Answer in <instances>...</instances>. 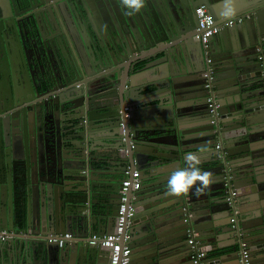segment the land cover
<instances>
[{
  "label": "water",
  "instance_id": "obj_1",
  "mask_svg": "<svg viewBox=\"0 0 264 264\" xmlns=\"http://www.w3.org/2000/svg\"><path fill=\"white\" fill-rule=\"evenodd\" d=\"M60 1L41 7L38 0H0V233L17 229L0 238V264L97 262L101 247L88 240L113 230L123 179L135 170L141 187L126 192L134 214L122 234L124 240L125 231L130 233V264H193L185 203L193 199L231 215L228 168L238 197L248 184L264 190V0L238 9L234 25L225 24L231 19L224 16L223 0H146L139 12L122 0H73L70 10ZM202 4L217 24H225L209 42L213 64H225L214 78L217 124L201 75L198 24H190L188 12ZM239 22L249 30L242 31ZM235 31L248 35L240 39L245 50L228 43ZM38 46L40 56L32 53ZM148 70L154 77L144 78ZM239 88L245 90L238 96ZM149 106L160 118L145 111ZM233 107L232 119L243 118L245 127L227 122ZM185 116L197 123L186 124ZM201 147L215 149L198 165L212 182L169 195L171 174L187 167L183 157ZM254 212L258 237H246L248 243L264 237V202ZM209 221L204 232L193 223L199 242L220 244L221 234L236 232L233 264L259 262L242 260L244 222ZM69 230L74 237L63 245L48 238ZM205 260L225 264L216 257Z\"/></svg>",
  "mask_w": 264,
  "mask_h": 264
},
{
  "label": "built area",
  "instance_id": "obj_2",
  "mask_svg": "<svg viewBox=\"0 0 264 264\" xmlns=\"http://www.w3.org/2000/svg\"><path fill=\"white\" fill-rule=\"evenodd\" d=\"M196 14L198 17V26L195 38L202 43L204 57H205V69L203 71L204 85L209 93L208 107L211 111L212 122L217 124L220 118V111L216 96H215V69L213 65V59L211 56L210 38L213 34L217 33L222 29L225 24H232L234 20H229L225 24H217L215 18L210 13L205 5H199L196 8ZM126 115H130L131 107L126 105ZM218 130V129H216ZM220 147V144H217ZM233 174L229 168L225 174V185H226V198L231 206V222L233 226H237L240 219L241 208L238 198V190L233 184ZM141 179L139 176V170H135L131 175L125 176L121 188L122 197L119 208V214L116 218L115 225L112 231L105 233H94L91 235L88 242L92 245H97L108 251V264H130L131 261V247L127 242L130 237V233L125 231L124 240H122V234L124 232V223L128 217L134 214V206L128 202L127 190L129 186L133 188H139ZM192 201L188 200L184 205V215L187 223V231L189 233L188 243L192 250V262L193 264H206L207 249L196 239V230L193 226V211L191 209ZM239 229V228H238ZM241 234V233H239ZM10 235V232L6 229L1 232V237L6 238ZM74 237L72 231H66L62 233L49 234V240L56 241L59 245L65 244L68 240ZM241 256L242 260L248 262L250 251L245 241H241Z\"/></svg>",
  "mask_w": 264,
  "mask_h": 264
},
{
  "label": "crops",
  "instance_id": "obj_3",
  "mask_svg": "<svg viewBox=\"0 0 264 264\" xmlns=\"http://www.w3.org/2000/svg\"><path fill=\"white\" fill-rule=\"evenodd\" d=\"M253 1L254 0H235L236 10L243 9L244 7L253 3ZM235 22L236 21H233V23L230 25H234ZM238 25H241L240 28L244 32L249 30V27L246 25H243V23H241V22H239ZM242 34H244V33L240 34V33H237L235 31V32L231 33L230 36L228 37V43L232 44L231 46L239 49V51L241 49L240 47H242L241 46L242 44L240 43V39H242L243 36H244V38L248 37V35H245L246 33L244 35H242ZM219 43H220V45L222 44L221 50H223L224 49L223 40H221ZM241 50H245V49H241ZM219 53H221V51ZM218 63L219 64H216V65L213 64L214 69H215V74H216V72L220 71L218 69L219 66L221 64H224V63H221L220 60L218 61ZM154 75L155 74L153 73V70H148L146 72V74L144 75V78H147V79L152 78V77H154ZM244 90L245 89L239 88L237 95L239 96L241 93H243ZM245 93H247V92H245ZM153 102H156L155 99L153 100ZM150 109H152V113H151ZM153 109H154V107L149 106V108H147L145 111H149L150 112L149 114H156L155 118H160L159 114L155 113ZM231 109H233V110H230L229 112H226V114H225V117L227 119H229L227 122L228 123L233 122V123H235L236 126H240L243 122L242 127H245L247 125V123H246V121H244L243 118H239V119H241L240 121H238L237 119H232L233 114H234L233 112L235 111V108L233 107ZM220 116H221V113H220ZM184 118H185L186 124H188L190 126H193L197 123L196 119H192L191 117L185 116ZM163 119L164 118H162V120ZM235 121H238V122L236 123ZM222 128H224V127H221V129ZM215 132H216V129H215ZM212 151H213V149H211V151H209V150L201 147V148L192 149L191 152H194V153L200 155L201 156V163H203L206 160L212 158V155L214 154L213 152L215 151V149L213 152ZM113 159L114 158L112 156V158H110L109 160H113ZM114 161H116V160H114ZM111 164H113V163H111V161H109V163H107V165H110L112 167L116 166V165H111ZM127 175H129V174L127 173L126 176ZM251 185L252 184H248V186H250V187L246 190V192L243 195L238 197L240 208H241V215H242V218L240 217L239 220L244 222V224L247 226L246 228L240 226L241 227L240 230H241V236H242L243 241H245L248 245V249L250 251V256L253 257L255 260L259 261L257 264H262V263H264L262 261V257L264 255V244H263L264 243V237L254 238L252 241L249 242L250 244L248 243V240L246 239V237L251 238V237L257 236V232L254 230L253 225L257 221H259V218H257L254 211L256 210L257 207L260 206L261 202L262 203L264 202V190L261 192V191H258L256 188V191H255V189ZM140 187H141V184H140L139 188ZM191 201H192V204L190 206H191L192 211L194 212L192 218H193V220L195 219L193 221V223L199 227L200 231L204 232V228L206 229L205 226H206L208 220H210V221H213V220L214 221H220L221 219H225L226 221L231 220V218H230L231 215H229L227 210L215 209L212 212V210H210L208 207H205L204 205H198V204H200L199 202L197 204L196 201H194L193 199H191ZM3 230H6V229H2L1 232ZM7 230L10 232L9 236H14V234L16 235V233H17L16 232L17 229H15V230L7 229ZM244 231H246V233H244ZM0 235H1V233H0ZM0 238H2V237L0 236ZM15 238L16 239H14V240L17 241L18 238L17 237H15ZM2 239H4V238H2ZM237 240H239V235L235 232L234 235L233 234L230 235L229 233L221 234V237L219 240L220 244H217L218 242H215V241L213 243H211L210 240H206V241H203L200 243L207 249V256L208 257H216L219 260H223V262L225 264H233L237 260L234 257H232V252H231L232 246H231V244H233L234 241H237ZM101 250H102V252L100 254L99 260L97 262L94 261L92 264H108V251L106 249H103V248H101ZM141 260L142 259H140V262H141ZM207 264H211V263L207 262ZM213 264H219V263H217V261H216Z\"/></svg>",
  "mask_w": 264,
  "mask_h": 264
},
{
  "label": "clouds",
  "instance_id": "obj_4",
  "mask_svg": "<svg viewBox=\"0 0 264 264\" xmlns=\"http://www.w3.org/2000/svg\"><path fill=\"white\" fill-rule=\"evenodd\" d=\"M122 3L130 10L139 12L146 6V0H122ZM225 5L224 16L228 19L233 18L237 14L235 0H223ZM132 14V11L129 12ZM187 167L175 170L167 183L168 194L179 196L189 192L194 186L199 184L207 187L212 182V174L202 171L198 165L201 163V156L188 152L183 157Z\"/></svg>",
  "mask_w": 264,
  "mask_h": 264
},
{
  "label": "flooded vegetation",
  "instance_id": "obj_5",
  "mask_svg": "<svg viewBox=\"0 0 264 264\" xmlns=\"http://www.w3.org/2000/svg\"><path fill=\"white\" fill-rule=\"evenodd\" d=\"M38 1H39L38 4L41 3V7H42L43 5H45V6L50 5L51 2H53V1H55V0H38ZM68 1H69L71 4H74V3H73V0H61L60 2H61L62 4H64L66 8H68V9L70 10ZM96 4H97V3H96ZM35 5H36V4H35ZM45 6H44V7H45ZM96 9L98 10L97 6H96ZM188 12H189V15H190V24H191V25H194V26L197 25V24H198V23H197V21H198V17H197V14H196V8H194V7L189 8ZM68 15H69V19H70V21L73 22V23H72V24L74 25L73 30L75 29L74 32H75V33L77 32V33L79 34V32H78V25H77L76 22H75L74 16H72V14H71L70 12H68ZM2 52H3V40L1 39V40H0V56H1ZM42 52H44V51H42V48H40L39 46L36 47L35 50L32 51V53H33L34 55H36V56H40ZM200 56H201V52H200ZM202 58H203V57H202ZM202 58H201V59H202ZM0 60H1V57H0ZM203 71H204V70H203ZM203 71H202V74H201L202 76H203ZM203 80H204V78H203ZM9 106H11V105L9 104ZM0 109H2L1 104H0ZM0 115H1V114H0ZM126 116H127V115H126ZM113 121H114L113 117H109L108 122L112 123ZM122 127H123V126L121 125V127L119 128L121 132L124 131V129H123Z\"/></svg>",
  "mask_w": 264,
  "mask_h": 264
}]
</instances>
